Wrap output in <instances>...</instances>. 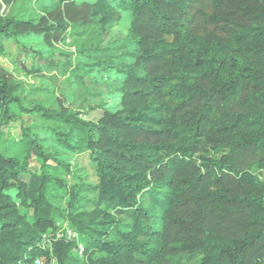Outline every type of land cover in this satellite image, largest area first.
<instances>
[{
    "label": "trees",
    "instance_id": "obj_1",
    "mask_svg": "<svg viewBox=\"0 0 264 264\" xmlns=\"http://www.w3.org/2000/svg\"><path fill=\"white\" fill-rule=\"evenodd\" d=\"M33 1L0 0V57L9 38L36 36L52 55L70 30L131 17L116 64L98 48L65 63L115 69L117 108L61 95L24 107L0 64V264H264V0H48L36 20ZM85 78L65 79L97 96ZM13 106L50 121L61 149L28 129L20 160L3 131ZM62 221L78 241L55 238Z\"/></svg>",
    "mask_w": 264,
    "mask_h": 264
},
{
    "label": "rangeland",
    "instance_id": "obj_2",
    "mask_svg": "<svg viewBox=\"0 0 264 264\" xmlns=\"http://www.w3.org/2000/svg\"><path fill=\"white\" fill-rule=\"evenodd\" d=\"M48 0H36L27 4L24 12L30 19L36 20L44 11L51 7ZM131 14L128 11H120L119 19L110 22L104 30L96 25H88L83 28H78L68 31V38L56 45L54 53L51 55L47 51H43L46 46L41 42V39L36 36H28L22 38H9L4 40V56L0 57V64L6 71L19 82L23 83L24 90L21 94L23 97L24 107L29 108L32 102L40 101L42 103H52L55 101L56 95L65 97V105L73 109L83 110L88 103L105 102L106 107L117 108L118 102L114 95H109L114 84L119 83L120 74L112 67L106 64L93 65V61H87L83 56H78L79 64L71 62L65 64L70 59L73 61L78 54L77 50L88 51L98 48L97 57L101 59L110 58L116 64L123 59V51L126 50L127 44V29L129 27ZM68 39V41H67ZM41 51V53H40ZM84 60V61H83ZM55 62L60 66V69L49 72L48 63ZM91 63V64H88ZM38 69L43 74V77L34 74H20V69ZM52 75V76H50ZM73 75L86 76V81L91 85L93 92L102 94L101 96H92L79 83L72 80L68 86L69 78ZM111 89V90H110ZM44 91H47L44 93ZM33 100V101H32ZM13 111L18 114L15 121H10L3 126V131L9 141L21 142L22 133L25 130H30L38 138L44 139L47 145H53L56 150L61 148L52 141L51 136L46 129L51 123L43 119L39 115L32 113L20 112L16 106L12 107ZM97 112H91L85 115L88 119H97ZM24 144H15L12 147L20 160H23L25 149ZM40 159L31 156V160H27L25 167L32 172H38ZM59 178L64 177V174L56 173ZM27 176L22 175L21 179L26 180ZM12 195L15 194V189L11 190ZM21 212L27 216L30 215V209L21 208ZM64 222V221H62ZM59 222V223H62ZM58 224V223H57Z\"/></svg>",
    "mask_w": 264,
    "mask_h": 264
},
{
    "label": "built area",
    "instance_id": "obj_3",
    "mask_svg": "<svg viewBox=\"0 0 264 264\" xmlns=\"http://www.w3.org/2000/svg\"><path fill=\"white\" fill-rule=\"evenodd\" d=\"M259 179L264 183V176H260ZM54 235H55V238L64 237L66 239H74L78 241L77 233L72 228H70L67 221L57 224V229L55 230ZM41 244L44 248H49V249L51 248L47 234H44L42 236ZM77 248H78V252L82 253L83 246L80 242H77ZM34 264H47V263L45 262L43 258H36L34 260ZM50 264H54V260H52V263Z\"/></svg>",
    "mask_w": 264,
    "mask_h": 264
}]
</instances>
